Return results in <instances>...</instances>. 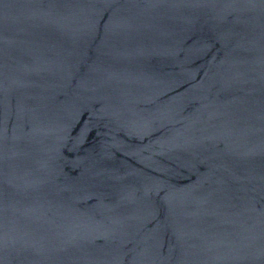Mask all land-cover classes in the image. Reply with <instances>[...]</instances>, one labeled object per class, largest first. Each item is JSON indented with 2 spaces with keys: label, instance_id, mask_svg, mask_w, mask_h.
<instances>
[{
  "label": "water",
  "instance_id": "obj_1",
  "mask_svg": "<svg viewBox=\"0 0 264 264\" xmlns=\"http://www.w3.org/2000/svg\"><path fill=\"white\" fill-rule=\"evenodd\" d=\"M0 264H264V0H0Z\"/></svg>",
  "mask_w": 264,
  "mask_h": 264
}]
</instances>
